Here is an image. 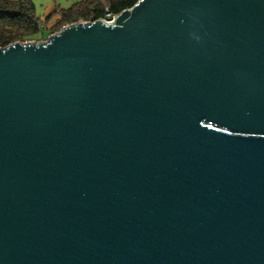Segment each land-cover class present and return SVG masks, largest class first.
<instances>
[{
  "label": "water",
  "instance_id": "obj_1",
  "mask_svg": "<svg viewBox=\"0 0 264 264\" xmlns=\"http://www.w3.org/2000/svg\"><path fill=\"white\" fill-rule=\"evenodd\" d=\"M0 264H264V0L0 48Z\"/></svg>",
  "mask_w": 264,
  "mask_h": 264
},
{
  "label": "trees",
  "instance_id": "obj_2",
  "mask_svg": "<svg viewBox=\"0 0 264 264\" xmlns=\"http://www.w3.org/2000/svg\"><path fill=\"white\" fill-rule=\"evenodd\" d=\"M138 0H87L79 2L69 10L59 11V17L53 30L58 32L67 25L77 22H95L105 18L107 11L118 15L122 11L133 7ZM46 25V24H45ZM45 25L35 16L34 5L31 0H0V48L15 42L21 43L39 36L44 37ZM52 33V34H51Z\"/></svg>",
  "mask_w": 264,
  "mask_h": 264
},
{
  "label": "rangeland",
  "instance_id": "obj_3",
  "mask_svg": "<svg viewBox=\"0 0 264 264\" xmlns=\"http://www.w3.org/2000/svg\"><path fill=\"white\" fill-rule=\"evenodd\" d=\"M87 1V0H31V2L34 5L35 9V16L39 18L42 24L45 25V30L51 31L54 34L58 33V30H53L56 24V20L59 17V11L62 10H69L75 5H77L79 2ZM104 0H101L103 2ZM82 23V21L77 22ZM76 24V23H74ZM69 26V25H67ZM65 27V26H64ZM53 30V31H52ZM44 33V37L41 40H37L39 36L33 37V39H30L25 42L21 43H41L46 42L49 37L51 36L49 32H41V34ZM52 34V33H51ZM53 35V34H52ZM19 43V41H18Z\"/></svg>",
  "mask_w": 264,
  "mask_h": 264
},
{
  "label": "built area",
  "instance_id": "obj_4",
  "mask_svg": "<svg viewBox=\"0 0 264 264\" xmlns=\"http://www.w3.org/2000/svg\"><path fill=\"white\" fill-rule=\"evenodd\" d=\"M116 17L117 15H112L111 13L107 11V13L105 14V18L102 19L101 21H104L107 24H114Z\"/></svg>",
  "mask_w": 264,
  "mask_h": 264
},
{
  "label": "crops",
  "instance_id": "obj_5",
  "mask_svg": "<svg viewBox=\"0 0 264 264\" xmlns=\"http://www.w3.org/2000/svg\"><path fill=\"white\" fill-rule=\"evenodd\" d=\"M8 1H16V0H8Z\"/></svg>",
  "mask_w": 264,
  "mask_h": 264
}]
</instances>
